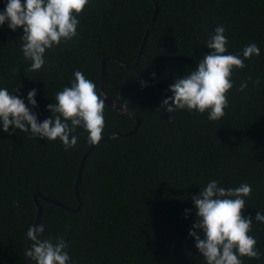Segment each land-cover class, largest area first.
Listing matches in <instances>:
<instances>
[{"label": "trees", "instance_id": "1", "mask_svg": "<svg viewBox=\"0 0 264 264\" xmlns=\"http://www.w3.org/2000/svg\"><path fill=\"white\" fill-rule=\"evenodd\" d=\"M6 3L0 0V12ZM77 19V36L47 50L37 71H28L21 52L23 29L0 25V88L19 87L13 95L26 105L36 89L37 107L28 106L42 122L79 70L131 116L105 106L103 137L83 162L78 198V166L91 145L82 127L71 134L75 147L65 150L59 139L0 126V264H26L34 193L77 209L38 198L41 238L62 237L69 264H206L188 233L196 222L191 197L211 180L225 189L251 185L243 215L253 217L250 235L264 254V223L254 218L264 215V0H90ZM219 25L226 26L229 53L251 43L260 52L233 70L225 116L213 122L207 112L166 111L169 87L195 70ZM241 259L264 264V255Z\"/></svg>", "mask_w": 264, "mask_h": 264}, {"label": "clouds", "instance_id": "2", "mask_svg": "<svg viewBox=\"0 0 264 264\" xmlns=\"http://www.w3.org/2000/svg\"><path fill=\"white\" fill-rule=\"evenodd\" d=\"M89 2L7 0L3 12H0V25L7 22L13 32L18 28L23 29L21 52L24 59L31 62L28 71L40 70L45 64L47 50L61 43L66 44L77 36V16ZM225 32L226 26H217L206 43L209 51L195 66V70L177 79L169 87L172 96L164 99L161 104L166 111L207 112V119L213 122L225 116V109L229 106L227 94L233 87V70L247 67L245 61L260 54L255 43L246 45L242 53H229ZM152 75L155 76L154 73ZM253 84L258 87L260 81L257 79ZM246 87V82L241 83L239 91ZM18 88L11 93L7 88H0V126L4 132H9L11 126L13 132L18 129L30 133L31 138H46L47 141L59 139L65 150L77 144L78 137L71 135L77 127H82L88 134V143L95 145L101 141L105 127L106 97L97 91L96 84L81 71L75 70L70 86L56 93V102L47 105L52 115L42 122L38 121L28 106L37 107L36 89L27 93L26 105L19 95H13L18 92ZM218 185L219 181L211 180L198 195L191 197L196 222L188 235L195 239V247L206 264H243L242 257L260 259L264 254L257 250L256 239L250 235L253 217L243 215L245 198L252 194L251 185L242 183L227 189ZM189 211L193 212V209L185 210L186 213ZM254 218L264 223V215L260 212H256ZM43 233V224L29 227L26 237L30 247L24 256L32 264H69L66 241L62 237H57L55 242L51 238L42 239Z\"/></svg>", "mask_w": 264, "mask_h": 264}, {"label": "water", "instance_id": "3", "mask_svg": "<svg viewBox=\"0 0 264 264\" xmlns=\"http://www.w3.org/2000/svg\"><path fill=\"white\" fill-rule=\"evenodd\" d=\"M150 1H151V0H150ZM156 10H157V8H156V6H155V4H154L153 14H152V17H151V19H150V21H149V23H148L147 29H146V31H145V34H144V37H143L142 43H141V45H140V49H139L138 55L140 54V52H141V50H142L143 44H144V42H145V40H146V37H147V35H148V31H149L150 27L152 26V24H153V22H154V18H155V15H156ZM138 55H137V56H138ZM103 63H104V61L102 60V61H101V65H100V67H101V81L103 80ZM125 67H126L127 69H132V68L134 67V65H125ZM103 95H104V94H103ZM104 97H106V98H105V104H106V106H109V107H111V108L117 110V111L120 112V113H124V114H126V115L131 116L130 114H128L127 110L125 109V107H124L123 105L118 104L117 102H115L114 100H112L111 98H109V97L106 96V95H104ZM101 140H102V139H101ZM94 146H95V145H93V144L90 145L89 149L84 153L82 159L80 160L79 166H78L77 176H76V180H75V183H74V193H75V195H76L77 198H78V184H79V180H80V176H81V172H82V168H83V162H84L86 156L88 155V153L90 152V150H91ZM38 198H42L45 202H49V203L57 204V205H59L61 208L66 209V210H69V211H76V210H77V209H70V208H68V207H66V206H64V205H62V204H59V203H57V202H55V201H53V200H51V199L44 198V197H42L39 193H34V194H32V199H33V202H34L35 207H36V215H35V220H34V222L32 223L31 226H35V225L37 224V222H38V220H39V217H40V215H41V212H42V206L39 204V202H38ZM31 226H30V227H31ZM28 229H29V228H28ZM26 235H27V232L25 233V238H24V240H25V250H24V252H26V251L28 250V240H27ZM24 258H25V260H26V264H31L30 259H29L28 257L24 256Z\"/></svg>", "mask_w": 264, "mask_h": 264}]
</instances>
